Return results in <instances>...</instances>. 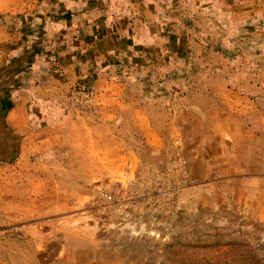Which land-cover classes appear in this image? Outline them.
I'll return each mask as SVG.
<instances>
[{
    "label": "rangeland",
    "instance_id": "374dc122",
    "mask_svg": "<svg viewBox=\"0 0 264 264\" xmlns=\"http://www.w3.org/2000/svg\"><path fill=\"white\" fill-rule=\"evenodd\" d=\"M140 1L160 60H144L148 45L131 60L139 51L111 37L113 55L127 58L95 75L89 51L111 63L100 18L75 40L74 17L64 20L75 0H0V264H264V151L251 145L246 105L250 82L264 81V0ZM219 5L226 43L237 45L229 61L185 23ZM154 17L170 24L156 28ZM143 23H122L115 37ZM18 50H35L33 63ZM231 64L237 94H213L226 125L236 111L245 120L237 134L214 133L218 116L201 102L210 79L232 78L209 70ZM19 98L22 121L9 110Z\"/></svg>",
    "mask_w": 264,
    "mask_h": 264
},
{
    "label": "crops",
    "instance_id": "0c3cea01",
    "mask_svg": "<svg viewBox=\"0 0 264 264\" xmlns=\"http://www.w3.org/2000/svg\"><path fill=\"white\" fill-rule=\"evenodd\" d=\"M93 1L91 4L90 2ZM75 0V7L73 10H71V8H69L71 10V12L67 11V16H65L64 20L67 21V18L70 17V19H72L74 17L75 21H76V25L77 27H79L78 29L75 30V35H74V39L75 40H83V39H87V37L89 35H91L93 33L92 28L94 26H96L97 20L98 18H100L101 25H103V27H96V31H105V34H103L102 36H100L102 39L101 40V45L103 44V42L105 43L106 46V55L110 56V60L111 63L108 62L106 64H102V62L98 59L100 57H103L102 53L98 52V49H96V51H89L87 53L86 56L91 57L89 60V65L86 66V69H89L88 72L93 73V74H101V72H106V71H111L110 66H113L112 64H119V63H123L124 59L126 60L127 55L125 54L126 57L124 59H122L123 57H119L121 56V50H119V53L116 55H113L114 51L111 50L110 47V43L113 37V41L117 40H123L125 42H127L128 45V49L130 51L133 50H138L139 52L136 53V51L134 52V54L132 55V53H130L129 55L131 56V60L134 59H138L139 55L142 54L141 51L139 50V46H147L148 48H144V53H143V57L144 60L146 62H150L155 65V60H160V54L161 51H156L152 46L151 40H153V37L155 36L154 39H156V32L157 30L155 29V31H149V24L152 22L149 19H143V17H148V13H149V8H151L150 5H148L145 2H141L140 0ZM168 0H148L149 4H154V6L157 9H164V8H168L167 6H170V3L167 2ZM167 2V3H166ZM253 3H249L245 5L242 4L241 6H251ZM223 5H219L217 7H215L216 9V16H210L208 12V10H206L207 15H205V11H202V14L200 15V11H197L196 13H192L191 17L187 18V21H185L186 23V27L190 28L191 30L196 32H201V37L202 38H209L210 40L213 41L214 45L217 46H212L211 50L212 52H217V53H221L222 54V58L226 59L227 61H229L230 58L235 59V57H237V45L230 47L229 45H227V38L225 37L226 33H225V25L227 20L225 19V17L220 16L221 10H219L218 8L222 7ZM153 7V6H152ZM156 8H154L156 10ZM169 9V8H168ZM143 13L146 14L147 16H143ZM120 15H125V17H127V22H125L123 19L122 23H127V25H133L135 24L138 20L140 22H143L141 29H144L143 32L139 33L135 32L133 35H129V37L124 36L123 38L121 37V39H117L116 33L114 30L117 29V27H119L122 23H119V17ZM142 16V18H140V16ZM47 18V17H46ZM61 18V17H60ZM69 19V18H68ZM196 19V21H194ZM42 20V24H46L43 20L44 18H41ZM151 20H153V23L156 24V28H158V24L162 27V25L164 24H170L169 21H163L160 20V18L156 19V17H154V19L151 18ZM158 20V22H157ZM250 24V23H249ZM100 25V23H99ZM101 30H100V29ZM43 29V28H42ZM89 29V31H88ZM108 29H112L113 31L108 32ZM95 32V33H97ZM78 33V34H77ZM155 33V34H154ZM33 34V32L31 33ZM193 34V33H192ZM139 35V37H137ZM158 36V35H157ZM94 38V36H93ZM257 39H251V41H256ZM122 42V41H121ZM235 44H237V41L234 42ZM99 44V45H100ZM221 47L222 49L219 50L218 47ZM28 48H26L25 51H27ZM42 50L44 51V49L42 48ZM35 50H32L29 53L31 55L23 54L21 53L20 50H18L16 52V56L18 57L19 54L21 55V59H23V63H26L28 61L29 64L33 63V56H34V52ZM25 53V52H24ZM84 55L83 53L80 54V56ZM41 56V55H40ZM30 57H32L31 62ZM94 57V58H93ZM157 57V58H156ZM29 59V60H28ZM153 60V61H152ZM82 61V59H80V62ZM77 62H79V59L77 60ZM129 62V61H128ZM81 64V63H80ZM127 66V65H126ZM156 66V65H155ZM231 68L232 69H227V68ZM230 66L228 65H224L223 69H213V70H209V72H213V73H217V77H218V73H225L227 72L232 78H230L227 81V84H221L222 82H218L215 79H210V86L212 87L211 91H210V96L208 97H204L203 101L201 102L202 104V108L204 111H207V113H209V115H213V114H217L218 118H216L215 120H218V123H214V126H209L207 127L208 131H212L214 133H219L221 131H231V133L233 132L234 134H237V131H241V121L245 120L242 118V116L237 117V111H236V115L231 116L232 119V125H226L224 120V117H222V114L224 116L225 112V101L222 100L221 96H219V94L214 95V89L213 88H221V87H225L228 92L232 89L235 94H237V65L235 64H231ZM27 67V66H26ZM81 65H79V69L81 70ZM210 69V68H209ZM83 70V67H82ZM17 72V73H16ZM15 74H19L23 72V69H19L16 70ZM83 72H85V70H83ZM82 72V73H83ZM26 73V72H24ZM23 73V74H24ZM232 73V74H231ZM221 77L222 74H219ZM226 75V74H225ZM16 78V77H15ZM220 77H218L219 79ZM15 85V84H14ZM241 87V86H239ZM250 91L253 92V96L248 97L247 99L249 100L248 103L246 102V105H250V109L247 111L249 112V129L251 130V145H258L260 144L261 147V151H264V81H259L257 79L252 80V82H250ZM235 97V96H233ZM190 99V98H189ZM22 100L19 98L16 101H12V107L9 109L12 114L14 115V110L18 113V118H21V121L23 120L24 114L22 112V109L24 107V103H26V101L21 104ZM231 102H234L237 104V95L235 97V99H233ZM190 103V101H189ZM19 104L21 106H19ZM191 105V104H190ZM242 105V104H241ZM207 106V107H206ZM242 107V106H241ZM236 108L239 109V106L236 105ZM239 113H242L241 110ZM20 114V115H19ZM209 117V116H208ZM223 118V119H222ZM20 120L16 119L14 122L15 124L19 123ZM261 130V131H259ZM2 133H0L1 136Z\"/></svg>",
    "mask_w": 264,
    "mask_h": 264
}]
</instances>
